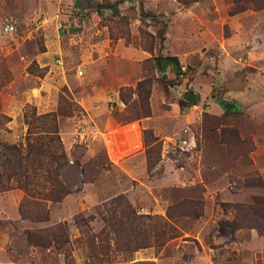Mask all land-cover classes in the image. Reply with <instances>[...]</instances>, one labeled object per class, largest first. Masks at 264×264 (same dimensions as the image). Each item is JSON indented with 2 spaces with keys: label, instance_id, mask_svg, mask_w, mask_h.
<instances>
[{
  "label": "rangeland",
  "instance_id": "rangeland-1",
  "mask_svg": "<svg viewBox=\"0 0 264 264\" xmlns=\"http://www.w3.org/2000/svg\"><path fill=\"white\" fill-rule=\"evenodd\" d=\"M25 113L58 201L11 175ZM263 260L264 0H0V264Z\"/></svg>",
  "mask_w": 264,
  "mask_h": 264
},
{
  "label": "trees",
  "instance_id": "trees-1",
  "mask_svg": "<svg viewBox=\"0 0 264 264\" xmlns=\"http://www.w3.org/2000/svg\"><path fill=\"white\" fill-rule=\"evenodd\" d=\"M173 59L176 60V57H173ZM142 83L140 82L139 85ZM120 97L122 100L125 99L122 90ZM144 115H149V110L146 109ZM24 117L28 125L24 142L7 145L12 148L13 153V159L10 161L11 175H19V178L23 181L21 186L27 194H30L29 192L36 185L37 179L40 178L37 176L44 177L47 186L45 187L46 192L41 198L43 200L58 201L67 191L58 175L59 167L66 161V154L63 150L56 116L53 113L40 115L25 113ZM34 120L35 124H33ZM117 198H121V196H117ZM126 215L130 217L127 212ZM134 217L132 216V218ZM104 220L106 223L108 222L107 217H104Z\"/></svg>",
  "mask_w": 264,
  "mask_h": 264
},
{
  "label": "water",
  "instance_id": "water-1",
  "mask_svg": "<svg viewBox=\"0 0 264 264\" xmlns=\"http://www.w3.org/2000/svg\"><path fill=\"white\" fill-rule=\"evenodd\" d=\"M183 98L189 101H193L197 98V94L193 91H184ZM224 107L228 110L236 108V104L232 102H226Z\"/></svg>",
  "mask_w": 264,
  "mask_h": 264
},
{
  "label": "built area",
  "instance_id": "built-area-1",
  "mask_svg": "<svg viewBox=\"0 0 264 264\" xmlns=\"http://www.w3.org/2000/svg\"><path fill=\"white\" fill-rule=\"evenodd\" d=\"M43 21H45V19ZM10 28H13V26H10ZM252 264H264V260L263 261H256V262H254Z\"/></svg>",
  "mask_w": 264,
  "mask_h": 264
}]
</instances>
